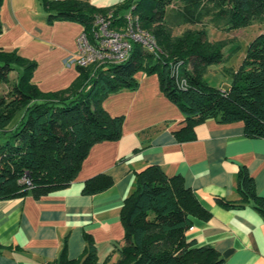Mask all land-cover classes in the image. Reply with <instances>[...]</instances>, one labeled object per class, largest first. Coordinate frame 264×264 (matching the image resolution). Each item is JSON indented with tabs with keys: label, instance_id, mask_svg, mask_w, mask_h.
Returning <instances> with one entry per match:
<instances>
[{
	"label": "trees",
	"instance_id": "obj_1",
	"mask_svg": "<svg viewBox=\"0 0 264 264\" xmlns=\"http://www.w3.org/2000/svg\"><path fill=\"white\" fill-rule=\"evenodd\" d=\"M0 0V7L2 5ZM47 21L73 20L89 28L94 17L108 10L97 9L87 0H41ZM136 5L143 27L150 30L163 54L155 56L135 43L130 57L122 63L93 67L77 66L74 83L58 92H44L34 82L37 62L16 50L0 46V132L5 131L20 109L24 114L12 131V140L0 143V199L46 195L75 181L91 148L98 142L118 140L123 134L124 115L111 114L104 105L112 92L135 90L139 69L156 73L161 90L185 114L184 124L175 132L181 141L196 137L195 126L214 118L220 123L242 122L244 134L264 138V32L250 42L246 55L227 89L210 85L203 75L209 64L225 59L223 41H212L203 26L207 20L235 30L264 22V0H129L114 8ZM181 34L175 29L187 25ZM3 25L0 14V35ZM235 45L231 51H236ZM233 52V53H234ZM181 62L187 79L181 88L171 75V64ZM190 64L193 66L190 69ZM17 67L18 79L10 73ZM88 91H84L85 86ZM27 174L32 186L21 182ZM113 185L111 176L99 173L88 178L82 192L95 194ZM239 202L218 200L227 207H240L253 200L264 213V195L257 193L254 177L246 167L238 173ZM211 212L179 176H169L161 166L150 165L137 174L135 190L125 198L121 210L125 244L120 258L99 262L91 238L82 259L69 260L65 249L61 264H222L224 258L210 245L188 239L186 232L195 219L208 220Z\"/></svg>",
	"mask_w": 264,
	"mask_h": 264
},
{
	"label": "crops",
	"instance_id": "obj_2",
	"mask_svg": "<svg viewBox=\"0 0 264 264\" xmlns=\"http://www.w3.org/2000/svg\"><path fill=\"white\" fill-rule=\"evenodd\" d=\"M40 5L45 10L41 0L2 1L1 47L20 48V39L11 41L9 34L20 37L42 27L43 22L26 20ZM46 22L52 24L47 17ZM39 40L30 41L46 43ZM138 78L137 89H123L112 105L105 104L111 114L124 115L122 136L96 143L75 181L40 197L29 191L0 199V264H61L64 249L67 259H82L88 238L96 245L99 262H116L125 244L124 200L135 190L137 174L150 165L181 177L211 212L208 220L195 219L186 232L188 239L216 248L222 264H264V213L253 200L234 208L218 200L242 199V167L254 177L257 193L264 195V138L247 137L240 121L210 118L195 126L193 140L181 141L175 132L184 124L183 111L161 90L157 76L145 73ZM99 173L111 176L113 185L83 193L84 182Z\"/></svg>",
	"mask_w": 264,
	"mask_h": 264
},
{
	"label": "rangeland",
	"instance_id": "obj_3",
	"mask_svg": "<svg viewBox=\"0 0 264 264\" xmlns=\"http://www.w3.org/2000/svg\"><path fill=\"white\" fill-rule=\"evenodd\" d=\"M87 1L97 9L109 11L122 6L129 0ZM39 10L40 11L37 13L32 12L30 17L26 18V20L43 22L42 27L34 31L33 29L28 30V35L22 34L20 37L19 35L16 36V32H14L12 36L9 34L8 37L13 39L11 41L16 40L13 37L20 39L18 45L20 48L7 51L16 50L22 56L37 62L38 66L35 70L33 79L37 81L36 83H38L39 87L44 92H58L70 87L79 75L77 64L73 61V58L78 51L77 38L84 27L80 22L73 20H59L52 24H48L46 22V17L48 15L47 11H45L42 6ZM130 10L131 7H122L119 13L125 15L129 13ZM38 26H40V24ZM203 26L208 30V38L210 40L223 41L225 43L223 50L225 59L218 63L209 64L203 78L212 86L227 89L233 81L234 72L238 69L247 53L250 42L259 33L264 32V22L256 20L251 25L230 31L223 29L221 24L219 25L220 27H218L214 21L210 20H207ZM203 26L187 24L175 29V33L178 35L187 28H202ZM42 29L44 30L42 31ZM31 38H38L41 39L39 41H46V43H33L30 41ZM235 45L238 46V49L235 52L231 51V48ZM192 68L193 66L190 64V69ZM19 71H22L21 67H17L10 73L11 81L18 79ZM145 73L143 69H139L135 76L138 78L141 74ZM148 75L158 77L156 73ZM7 88L8 84L0 83V92H3ZM88 90L89 86L87 85L84 91L86 92ZM120 93L121 91L110 93L106 98L107 100H104V105H112V102H114L118 96L117 94ZM23 114L24 109L18 110L9 125L5 128V131L0 132V143L13 141L11 137L12 131L21 120Z\"/></svg>",
	"mask_w": 264,
	"mask_h": 264
},
{
	"label": "built area",
	"instance_id": "obj_4",
	"mask_svg": "<svg viewBox=\"0 0 264 264\" xmlns=\"http://www.w3.org/2000/svg\"><path fill=\"white\" fill-rule=\"evenodd\" d=\"M135 9L133 4L125 15L113 9L97 14L89 28H83L77 38L78 51L73 58L77 66L98 68L122 63L132 54L135 43L155 56L163 54L155 35L143 27ZM171 75L179 87H187L188 81L181 73V62L171 64ZM21 182L32 186L27 174Z\"/></svg>",
	"mask_w": 264,
	"mask_h": 264
}]
</instances>
